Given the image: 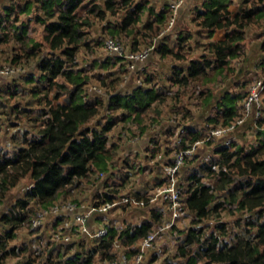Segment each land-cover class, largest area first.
<instances>
[{"label": "clouds", "instance_id": "9594fccd", "mask_svg": "<svg viewBox=\"0 0 264 264\" xmlns=\"http://www.w3.org/2000/svg\"><path fill=\"white\" fill-rule=\"evenodd\" d=\"M258 192L264 0H0V264H264Z\"/></svg>", "mask_w": 264, "mask_h": 264}, {"label": "trees", "instance_id": "16d2710c", "mask_svg": "<svg viewBox=\"0 0 264 264\" xmlns=\"http://www.w3.org/2000/svg\"><path fill=\"white\" fill-rule=\"evenodd\" d=\"M215 18H216V13H215V12H211V13H210V16H209V19H210V20H214ZM230 104H231V101L228 100V99H226V100H225V106H226V107H227V106H230ZM77 163H78V161H77ZM255 195H257V196H264V193H260V192H258V193H256ZM190 203H191V206L195 208V207H197V206L199 205L200 201L194 199V200H192ZM5 222H7V221H5ZM69 264H73L71 258H70Z\"/></svg>", "mask_w": 264, "mask_h": 264}]
</instances>
